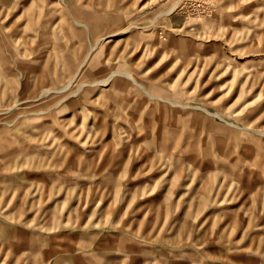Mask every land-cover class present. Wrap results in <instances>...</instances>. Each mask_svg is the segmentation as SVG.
Wrapping results in <instances>:
<instances>
[{
    "label": "rangeland",
    "instance_id": "rangeland-1",
    "mask_svg": "<svg viewBox=\"0 0 264 264\" xmlns=\"http://www.w3.org/2000/svg\"><path fill=\"white\" fill-rule=\"evenodd\" d=\"M0 264H264V0H0Z\"/></svg>",
    "mask_w": 264,
    "mask_h": 264
}]
</instances>
